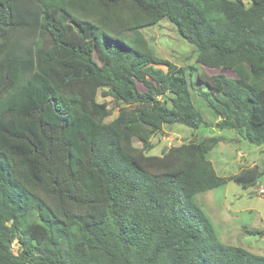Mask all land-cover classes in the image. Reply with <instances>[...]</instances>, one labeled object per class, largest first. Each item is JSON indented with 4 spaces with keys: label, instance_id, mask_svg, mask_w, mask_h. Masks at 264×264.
<instances>
[{
    "label": "trees",
    "instance_id": "1",
    "mask_svg": "<svg viewBox=\"0 0 264 264\" xmlns=\"http://www.w3.org/2000/svg\"><path fill=\"white\" fill-rule=\"evenodd\" d=\"M165 20L198 64L235 77L193 80L122 39ZM201 84L218 129L264 146V0H0V264H264L222 243L195 201L264 170L219 176L217 137L138 163L165 125L210 126Z\"/></svg>",
    "mask_w": 264,
    "mask_h": 264
},
{
    "label": "rangeland",
    "instance_id": "2",
    "mask_svg": "<svg viewBox=\"0 0 264 264\" xmlns=\"http://www.w3.org/2000/svg\"><path fill=\"white\" fill-rule=\"evenodd\" d=\"M243 2L247 7L250 5V0H243ZM122 39L135 47L146 45L156 57L178 68H194L193 80H196L197 76L208 80L217 74H224L230 78L235 77L230 70L210 69L198 64L195 46L185 41L177 32L176 27L166 20L140 30L139 35L125 33ZM72 40L79 43L76 34H73ZM94 55L98 63L103 65L104 51L98 47ZM257 66L258 63H255L252 68L256 69ZM201 85L191 91L192 97L195 107L210 126L192 129L181 124L165 125L162 131L153 136L152 149L139 157V165L145 168L149 157L162 156L171 147L217 137L221 138L222 142L212 150L208 159L219 176L228 178L253 167L264 170V146L249 144L235 130L218 129L216 123L220 118L208 106L207 101L199 96L202 90H205ZM140 89L144 88L140 85ZM99 100L104 101L101 98ZM112 100L111 97L107 99L110 106L113 105ZM117 114L118 111H114L108 121H112ZM135 146L141 148L139 142H135ZM195 201L212 222L215 233L222 243L264 256V237L247 233V231L264 230V176L259 179L255 187L243 189L236 183L229 182L197 195ZM18 251L19 244L16 241L13 244V252L18 254Z\"/></svg>",
    "mask_w": 264,
    "mask_h": 264
}]
</instances>
